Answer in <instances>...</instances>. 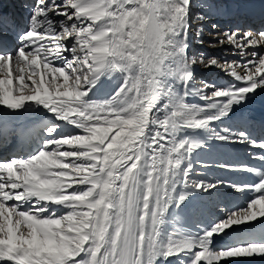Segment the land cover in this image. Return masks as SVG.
<instances>
[{
    "label": "snow or ice",
    "instance_id": "6c2138e0",
    "mask_svg": "<svg viewBox=\"0 0 264 264\" xmlns=\"http://www.w3.org/2000/svg\"><path fill=\"white\" fill-rule=\"evenodd\" d=\"M22 7L0 12V264L264 260V171L225 158L264 163V0Z\"/></svg>",
    "mask_w": 264,
    "mask_h": 264
},
{
    "label": "bare ground",
    "instance_id": "6f19581e",
    "mask_svg": "<svg viewBox=\"0 0 264 264\" xmlns=\"http://www.w3.org/2000/svg\"><path fill=\"white\" fill-rule=\"evenodd\" d=\"M3 7L2 9L6 6V8L2 11V9L0 11L3 12V14L8 17L9 19L11 18H20V20L22 21L23 17L26 15L24 8L22 7V0H3ZM7 5H12L15 6L16 9H13L12 7H9ZM18 5H21L18 7ZM20 10H23L22 13ZM24 13V16L22 15ZM225 19H227V17H225ZM214 34H208V36H211L210 40H204L203 45L201 46L203 49H206V45H208V50L206 51L207 53L211 54V53H217L219 54V52H221L222 50H224L223 52H225V54H229L228 52H226L225 49H232L230 46H221L219 44H216L215 47H209L210 44H215L216 42L212 40V36H214ZM207 43V44H206ZM229 51V50H228ZM232 51H234L232 49ZM232 54V53H231ZM225 55V56H227ZM224 56V55H223ZM221 56V57H223ZM232 56V55H231ZM229 58V57H228ZM233 59H237V57H233ZM200 70H205V69H200ZM207 72V70L205 71ZM222 73V72H221ZM220 73V74H221ZM223 74V73H222ZM217 79V78H216ZM109 85L105 84L104 87L101 89L100 95H103L108 89H109ZM261 110H264V92H258V94L250 101L249 105L246 108V111H252L255 112L256 114H259ZM259 150L256 148H250L248 149V147L245 146H240V145H236L233 146L232 148H230L226 153H225V158L233 163H237V162H251V167H256L262 171H264V163H262L259 160L253 159L252 158V154L257 153ZM235 154H234V153ZM215 172L216 175H220V176H224L227 175L229 177H231L232 179H242V180H249L253 178V175L248 174V173H226L224 171L221 170H213ZM244 198L242 197H230L229 198V203L230 205H240V207L244 206ZM235 210V209H234ZM236 264H264V260H259V259H255V260H247V259H241L239 261L236 262Z\"/></svg>",
    "mask_w": 264,
    "mask_h": 264
},
{
    "label": "rangeland",
    "instance_id": "374dc122",
    "mask_svg": "<svg viewBox=\"0 0 264 264\" xmlns=\"http://www.w3.org/2000/svg\"><path fill=\"white\" fill-rule=\"evenodd\" d=\"M208 34H214V33H210L207 29L205 30V36H204V40H210L211 36H208ZM207 44V43H206ZM197 50L198 51H202V52H206L208 50V45H206V49H203L200 45H197ZM226 52H228L229 54H225V52H223L224 50H222L221 52H219V54L217 53H211V55H216V56H225L227 55V57H229V59H233V55L231 54L233 51L232 49H225ZM229 50V51H228ZM232 55V56H231ZM206 70H200L199 72V79H208V80H217L219 82H224L225 80L228 79V77H226L224 74L221 73V71L217 68H212V69H207V72H205ZM221 73V74H220ZM217 78V79H216ZM199 82V81H198Z\"/></svg>",
    "mask_w": 264,
    "mask_h": 264
}]
</instances>
